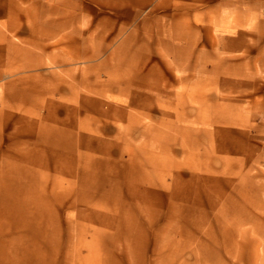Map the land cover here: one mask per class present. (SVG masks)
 <instances>
[{"label":"rangeland","instance_id":"obj_1","mask_svg":"<svg viewBox=\"0 0 264 264\" xmlns=\"http://www.w3.org/2000/svg\"><path fill=\"white\" fill-rule=\"evenodd\" d=\"M0 264H264V0H0Z\"/></svg>","mask_w":264,"mask_h":264}]
</instances>
